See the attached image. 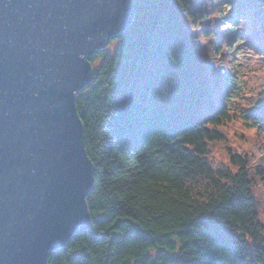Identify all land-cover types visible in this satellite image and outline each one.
<instances>
[{"label":"trees","instance_id":"trees-1","mask_svg":"<svg viewBox=\"0 0 264 264\" xmlns=\"http://www.w3.org/2000/svg\"><path fill=\"white\" fill-rule=\"evenodd\" d=\"M133 4L78 94L91 223L48 264H264V0Z\"/></svg>","mask_w":264,"mask_h":264},{"label":"water","instance_id":"water-1","mask_svg":"<svg viewBox=\"0 0 264 264\" xmlns=\"http://www.w3.org/2000/svg\"><path fill=\"white\" fill-rule=\"evenodd\" d=\"M133 0H0V264H48L91 223L78 94Z\"/></svg>","mask_w":264,"mask_h":264},{"label":"rangeland","instance_id":"rangeland-1","mask_svg":"<svg viewBox=\"0 0 264 264\" xmlns=\"http://www.w3.org/2000/svg\"><path fill=\"white\" fill-rule=\"evenodd\" d=\"M117 44H118L117 42H113L112 44L110 43L106 49L109 50L110 52H113ZM247 133L252 134V132H247ZM258 212H259L260 221L264 224V203H262L261 207L258 209ZM177 241L179 242L178 239ZM152 253L154 252L152 251ZM244 264H248V262L245 261Z\"/></svg>","mask_w":264,"mask_h":264}]
</instances>
